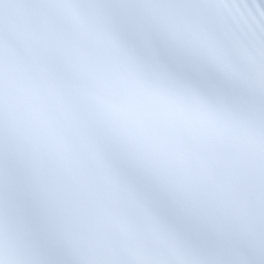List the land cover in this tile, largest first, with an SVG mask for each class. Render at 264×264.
Here are the masks:
<instances>
[{
	"label": "snow or ice",
	"instance_id": "6c2138e0",
	"mask_svg": "<svg viewBox=\"0 0 264 264\" xmlns=\"http://www.w3.org/2000/svg\"><path fill=\"white\" fill-rule=\"evenodd\" d=\"M0 264H264V0H0Z\"/></svg>",
	"mask_w": 264,
	"mask_h": 264
}]
</instances>
